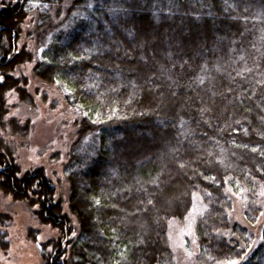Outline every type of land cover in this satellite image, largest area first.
Listing matches in <instances>:
<instances>
[{
	"label": "trees",
	"instance_id": "obj_1",
	"mask_svg": "<svg viewBox=\"0 0 264 264\" xmlns=\"http://www.w3.org/2000/svg\"><path fill=\"white\" fill-rule=\"evenodd\" d=\"M26 66L80 116L63 166L78 229L8 140L31 131L9 105L36 107ZM0 77V192L59 230L43 264H178L189 225L193 264H264V221L252 249L230 220L241 193L248 225L264 218V0H3Z\"/></svg>",
	"mask_w": 264,
	"mask_h": 264
},
{
	"label": "rangeland",
	"instance_id": "obj_2",
	"mask_svg": "<svg viewBox=\"0 0 264 264\" xmlns=\"http://www.w3.org/2000/svg\"><path fill=\"white\" fill-rule=\"evenodd\" d=\"M32 28V23L27 24L25 31ZM22 42L32 46L29 41L27 42L26 37L22 39ZM32 68L33 66L22 67L16 74L22 73L29 78L28 90L35 97L36 107L20 105L15 96L9 98V105L14 107L10 116L18 118L21 123L30 121V135L27 138L9 137L8 140L14 145L17 162L23 172L40 168L45 170L46 176L56 188L55 198H60L63 201V213L70 217L73 226L78 229V222L68 209L69 184L63 173V166L67 163L68 154L76 140V123L80 121V116L68 106L55 86L38 81L33 76ZM45 94L47 101L43 99ZM242 197V193L233 196L230 220L233 224H238L252 233L254 237L253 249L262 242L260 232L264 218L256 226L248 225L244 219L245 200ZM259 204L264 212V194L261 196ZM37 211H39L38 206L31 207L28 201H15L12 196H5L0 192V213L12 217V223L5 229L9 237L10 248L7 252L0 251V264H43L39 246L57 240L61 235L58 229L42 224L36 215ZM199 213L198 209L196 215ZM184 229L186 232L180 237L174 238L172 245L176 251L178 264H193V254L186 251L184 241L186 238L189 239L192 252H196L192 227L189 225ZM31 231L37 232L35 234L36 242L30 238Z\"/></svg>",
	"mask_w": 264,
	"mask_h": 264
},
{
	"label": "snow or ice",
	"instance_id": "obj_3",
	"mask_svg": "<svg viewBox=\"0 0 264 264\" xmlns=\"http://www.w3.org/2000/svg\"><path fill=\"white\" fill-rule=\"evenodd\" d=\"M0 79H2V77H0ZM233 264H235V262H233Z\"/></svg>",
	"mask_w": 264,
	"mask_h": 264
}]
</instances>
